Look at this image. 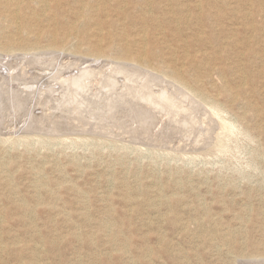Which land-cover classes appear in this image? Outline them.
Listing matches in <instances>:
<instances>
[{"label":"rangeland","instance_id":"rangeland-1","mask_svg":"<svg viewBox=\"0 0 264 264\" xmlns=\"http://www.w3.org/2000/svg\"><path fill=\"white\" fill-rule=\"evenodd\" d=\"M69 1L53 9L56 22L32 19L38 10L32 4L28 19L21 17L34 33L21 44L34 49L0 51L1 76L28 62L27 75L0 80V264H264V28H250L264 23V0H101L108 12L91 9L94 23H81L78 3ZM5 22L0 47L20 37ZM74 26L87 39H63ZM110 46L133 56L146 46L150 64H170L168 74L183 71L188 84L201 86L228 119L224 129L216 125L219 143L197 147L181 135L168 144L165 137L142 143L126 129L138 112L125 108L120 112L129 115L111 113L115 132L86 119L60 134L48 131V123L25 132L24 111L41 108L10 89L55 84L54 73L73 76L81 67L106 70L110 59L122 60ZM96 52L109 55L96 59ZM225 89L236 94L233 102Z\"/></svg>","mask_w":264,"mask_h":264},{"label":"bare ground","instance_id":"bare-ground-1","mask_svg":"<svg viewBox=\"0 0 264 264\" xmlns=\"http://www.w3.org/2000/svg\"><path fill=\"white\" fill-rule=\"evenodd\" d=\"M50 1H53V2L51 3ZM62 1L68 2V0H0V11L1 12L3 10L8 11L7 14L4 16H2V13L0 12V27L3 26V23L5 21H7V23L10 25L9 27H11L16 33H18V35H20L19 40L18 39L17 40L11 39L9 41V43L11 41L12 42L14 41V42L13 43L11 42L12 44L10 43L9 45H5L3 47H0V51L7 52L9 50H22V49L28 48V47H30L31 50L34 49L36 44H33V43L31 45L29 43H28L29 45L25 44V43H24V45L21 44V42H22L21 40L25 39L26 35L28 36L30 33L31 34L34 33L33 31L27 30L28 29V26H27L28 16H27L26 9L31 10V5L34 4V5L38 6V10L37 11H31L32 13L29 12L30 13L29 15L32 19L34 17L35 20H39L40 17H44V18H47V19L50 18L53 20L57 16V13L55 11H53V9L55 8V6L58 3L60 4ZM75 1H76V3H78L77 4L78 7L76 9L75 14L81 19V21H80L81 23H94L95 22V20H93L92 16L89 13L91 11V9H92V12H95L97 15H99L101 13V11L102 12L107 11V6H106V8L103 7V9H101L99 7L98 3H99V1L102 2L101 0H70L69 4H70V2L73 3ZM113 1L117 2V1H121V0H113ZM151 1L152 0H149V3H151ZM164 2H166V1H164ZM168 2L170 3V1H168ZM93 3H97L98 4L97 7ZM169 3H168V6H169ZM181 4H182V2H181ZM150 5H152V3ZM179 5L180 4H178V6ZM197 5H199V4H197ZM94 6L96 7V9H93ZM104 6H105V4H104ZM124 7H125V5H124ZM181 7L182 6H180V8ZM183 8H184V6H183ZM197 8H198V6H197ZM177 9H178V7H177ZM147 10H149V9H147ZM151 10L152 9H150V11ZM107 12H105L106 15H107ZM22 13L25 16V18L27 16L26 21H24L22 19V17H21ZM122 13H123V8L120 7V14H122ZM60 14L61 13H59L58 16ZM180 17H182V16L180 15ZM176 19L177 18H175V20ZM188 19H189V17H188ZM76 20H79V19H76ZM54 21H55V19H54ZM178 21H180V19ZM208 22H209V20H208ZM193 23H194V21H193ZM176 25H177V23H176ZM179 25H180V23H179ZM78 27L79 26H77V27L74 26L70 30L66 31V33H64V34L62 33L63 39H64L65 35H67V34L68 35L69 34L76 35V38H77L79 43H80V41L83 42L85 39H87V37L82 39V36H78V33L80 32V30H78ZM250 28H251V31H254V33H255V31L260 32V30H262L264 28V23L256 22V24H255V22H252V27H250ZM179 29H181V28H179ZM201 31H200V34H201ZM238 31H239V29H238ZM198 32H199V30H198ZM233 33L235 34V32H233ZM229 34H230V32H229ZM238 34H239V32H238ZM110 36L111 35H109V37ZM209 36H211V35H209ZM244 36H245V34H244ZM27 38H26V40H27ZM196 38H198V37H196ZM256 38H257V36H256ZM224 39H227V38H224ZM230 39H231V37H230ZM16 41H17V43H16ZM191 42H193V41H191ZM234 42L237 43V41H235V40H234ZM54 43H56V42L54 41ZM229 43H230V41H229ZM99 44H100V42H99ZM99 44H98V47H99ZM110 44L111 43H109V45ZM186 44H183V45H186ZM188 45H189V43H188ZM94 46H95V44H94ZM110 47H111L110 50H109V47H107V48L111 52L113 49V46H110ZM183 48H184V46H183ZM225 48H226V46H225ZM101 49H102V52H104V49L102 47H101ZM101 49L99 48L100 52H101ZM121 49L119 50V53H118L117 48L113 49V51L117 50V53L119 55H121L117 59H122V60H119L117 62L114 59H110V60H112V63H110L111 65L108 66V68L106 67L107 68L106 70H102L100 68L95 69L93 67H86V68L82 69V67H81V70L78 71L73 76H63L60 72L54 73L52 75V79L55 82V84H19V86L22 87L19 91L16 89V88H18L17 86H14V87H16L15 89L13 88L14 90L10 89V92L14 95V97L16 96L17 98H20V101H22V102H25L27 100L28 104H29L28 101H32L30 105H32V103H34L35 106L36 105L40 106L41 111H42L39 114H38V112H36L37 114L36 113L34 114L31 112V110H29V111L25 110L24 112H26L27 114H23V112H22V114L26 117V118L23 117V118H25V120H24V122H25L24 126L25 127L23 128L24 131L25 130L31 131V129L32 130H41L43 126L41 127L40 125L42 124L45 126V124L48 123L45 126L48 131H50L53 134H60V133H64L65 131H68V129L71 128V123H74V122L76 123V121H83L84 119H86L90 123H102L100 127H105L106 129H109V130L113 129L115 132V130H117V128H116L117 126H115V127L113 126L114 128L110 127V124H111L110 120L112 118V117H110L111 113L113 112V114H114V112L118 111L117 113L119 114V113H121L120 111L125 108L124 110L131 109V112H132V110H133V112L134 111L138 112L136 117H134V115H133L134 113L131 114V115H133L134 118H136V121H135L136 123H132L133 127H131V126L130 127L125 126V127L128 130V133H130L132 137L139 138L140 141L141 140L142 141L143 140L144 141H148V140L152 141L153 139L162 140L165 137L164 138L166 140L165 142H167V140L170 139L171 137L174 139L175 136L181 135V136L185 137L186 139L188 138V140L192 141L193 145H196L197 147L198 146L202 147L204 145H208L210 142H213L214 140H217L219 143L218 134L216 133V129H217L216 125H218V127L220 129H224L226 127V123L228 122V119L225 121L224 117L221 116L222 109L220 108V104H218L214 100L213 97L209 96L208 93L204 92L203 88L201 89V86L199 88L198 87L199 85L197 86V84H195L194 82H193L194 84H190L191 82L188 81L189 82V84H188L184 80L185 72H183V71L180 72L177 70L178 72H173V73L169 72V74L171 73V75H169L168 74V70H169L168 66H170V64L169 65L167 64L168 66H166L164 64L165 62H157L156 64H150V60L147 59V56H149L150 54H153V53H151V49H148L146 46L142 47L140 54L137 56L136 55L133 56L131 54L125 55V54H123L124 51H122V53L120 52ZM125 49L127 50V48H125ZM237 50H238V48H237ZM242 50H243V47H242ZM63 51H64V48H63L62 52ZM96 51H98V50H96ZM39 53H42V51ZM49 53H50V51H49ZM51 53H53V52H51ZM35 54H31V55H35ZM55 54H56V52H55ZM95 54H96L95 55L96 59L101 58V57L103 58L107 54L109 55V53H107V54L106 53H98L97 54V52ZM262 54H264V53H262ZM52 55H54V54H52ZM140 55H142L143 57ZM246 55H248V54H246ZM260 55H261V53H260ZM61 57H62V55H61ZM152 57H154V56H152ZM162 58H164V57H162ZM248 58H250V57H248ZM93 60L95 61V59H93ZM163 60H165V58ZM22 62H23V64L21 67H19L21 69L18 72H15V67L12 70V74H10L9 69H6V71H8L7 74H5L4 76L0 75V80L4 81L5 79H7L10 81V79H11L13 82V81L19 79V77L27 75L25 72V67L28 66V62L27 61L24 62V59ZM221 64L222 63H220V65ZM50 65L52 66V64H50ZM72 65H74V64H72ZM211 65L214 66L213 64H211ZM184 66L185 65H183V68H185ZM176 67H178V65ZM180 68H179V70H180ZM218 68H219V66H218ZM170 69H171V67H170ZM205 69H206V67H205ZM220 69H221V66H220ZM195 70H196V67H195ZM184 71H186V70H184ZM221 71L222 70H220V72ZM217 74H218V71H217ZM40 76H42V75H40ZM185 79H186V77H185ZM208 79H209V77H208ZM32 87L35 89L32 90L31 89ZM29 90H31V91H29ZM222 94H224V97L226 98V100H229L230 102H233L236 99L235 98L236 94L235 95L232 94L229 89L223 90ZM17 102H19V100ZM2 105H4V104H2ZM200 105H203V107L204 106L207 107L210 112L207 110H203L204 108L202 109V107ZM25 109H27V108H25ZM28 109H29V107H28ZM36 110H37V108H36ZM127 112L128 111H126V113ZM17 113H18V111H17ZM122 113H124V111H122ZM14 114H15V112H14ZM127 114L124 113V115H127ZM10 115H11V113H10ZM20 115H21V113H20ZM15 116H16V114H15ZM13 117H14V115H13ZM119 117L121 118L122 116L119 115ZM124 117L121 119L124 120ZM212 117H215L216 119L219 120L218 124L213 122L214 120L212 119ZM117 118H115V119H117ZM115 119H112V120H115ZM126 119H127V117H126ZM129 119H131V118H129ZM129 119H127V120H129ZM153 119H155V122L158 121V123H159L158 127L160 129L158 132H156V134L154 132L155 135L151 134L153 131L152 130L153 123H155L153 121ZM123 120H121L122 121V124H121L120 119H119V122H120L119 127L124 126ZM108 122H110V124H108ZM128 122L130 123V121H128ZM128 122L125 120V123H128ZM112 123H113V121H112ZM114 124H118V123H114ZM2 125H4V124H2ZM72 125H74V124H72ZM93 128H94V126H93ZM123 132H124V127H123ZM229 132H230V130H229ZM231 132H233V131H231ZM22 133H24V132H22ZM121 134L122 133H120V135ZM127 137H130V136H127ZM161 137H163V138L161 139ZM153 142H154V140H153ZM157 142H159V141H157ZM178 142L179 141H177V143ZM148 144H150V143H148ZM167 144H168V142H167ZM189 144H190V142H189ZM220 145L221 144H218V146H220ZM183 146H184V144H183ZM184 147H186V146H184ZM193 148H195V147H193ZM220 148H222V145L220 146Z\"/></svg>","mask_w":264,"mask_h":264}]
</instances>
